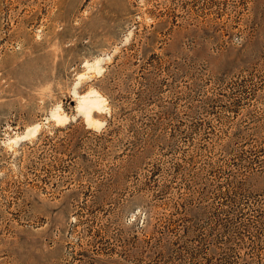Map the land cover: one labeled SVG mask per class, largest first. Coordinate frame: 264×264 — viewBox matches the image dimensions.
Returning <instances> with one entry per match:
<instances>
[{
	"label": "rangeland",
	"instance_id": "374dc122",
	"mask_svg": "<svg viewBox=\"0 0 264 264\" xmlns=\"http://www.w3.org/2000/svg\"><path fill=\"white\" fill-rule=\"evenodd\" d=\"M0 264H264V0H0Z\"/></svg>",
	"mask_w": 264,
	"mask_h": 264
},
{
	"label": "bare ground",
	"instance_id": "6f19581e",
	"mask_svg": "<svg viewBox=\"0 0 264 264\" xmlns=\"http://www.w3.org/2000/svg\"><path fill=\"white\" fill-rule=\"evenodd\" d=\"M93 95H95V94L85 93V94H82V95L78 96L79 99H80L78 101V110L79 111H83V113L85 114L86 118L89 116V113L91 112V110H94L95 108H97V99H94L96 97H93ZM84 103L87 106H85Z\"/></svg>",
	"mask_w": 264,
	"mask_h": 264
}]
</instances>
